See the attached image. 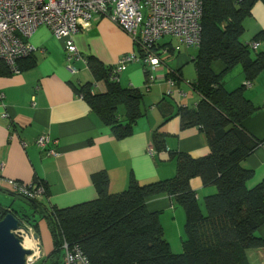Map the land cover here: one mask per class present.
<instances>
[{
  "label": "crops",
  "instance_id": "obj_1",
  "mask_svg": "<svg viewBox=\"0 0 264 264\" xmlns=\"http://www.w3.org/2000/svg\"><path fill=\"white\" fill-rule=\"evenodd\" d=\"M243 25L240 41L249 45L264 32V5L261 2L253 5L251 16ZM165 39L158 42L160 48L170 50L178 44L170 37ZM24 40L37 49L30 56L34 66L0 76V207L26 222L37 238L40 257L33 264H52L50 258L54 246L46 214L53 209H65L97 199L96 180L100 173L107 174L108 191L115 194L127 188L130 178L141 185L174 178L176 167L169 152L199 158L206 156L209 150L206 137L199 128H182L177 115L179 106L175 103L177 100L183 105L180 107L195 108L200 101V96L191 87L196 80L194 55L189 58L187 55L186 60L185 54L180 56L181 49L177 54L161 55L163 64L151 72L154 81L149 89L145 85L143 63L127 65L119 74V85L141 93L142 116L129 136L116 140L110 128L101 122L76 90L91 84L93 94H104L106 81L100 75L95 77L87 60L95 59L104 71H108L123 55L136 51L130 37L108 19H93L87 30L73 37L80 57L72 63L76 73L67 69L64 41L57 39L48 27L39 26ZM257 43V49L252 51L264 53V40ZM175 60L176 64L172 66ZM211 71L215 76L222 74L220 80L227 92L245 85L244 96L257 109L241 124L257 145L242 162L243 168L253 171V177L246 184L247 189H252L264 181V70L252 83L245 81L240 67L223 73L224 65L220 61L211 64ZM183 79L186 85L181 87ZM189 92L191 101L188 103L183 99H187ZM154 133L164 135L166 150H159L151 158L147 149L152 146L155 150ZM44 135L51 141L48 150H54L56 156H47L45 150L35 145ZM10 180L26 184L42 182L47 194L36 206L14 192L8 184ZM190 186L204 213L203 199L215 194L216 188L203 186L198 178L192 179ZM146 208L151 213H158L168 242L167 223L164 222L171 219L175 223L180 217V209L165 194L147 199ZM182 223H185L184 212ZM178 233L177 230L175 235L181 236ZM257 235L264 238V225L257 230ZM247 257L250 264L255 263L254 258L260 260L258 264H263L264 249L247 251ZM59 263H62V257Z\"/></svg>",
  "mask_w": 264,
  "mask_h": 264
},
{
  "label": "trees",
  "instance_id": "obj_2",
  "mask_svg": "<svg viewBox=\"0 0 264 264\" xmlns=\"http://www.w3.org/2000/svg\"><path fill=\"white\" fill-rule=\"evenodd\" d=\"M256 2L264 5V0L202 2L201 42L192 61L196 80L191 85L200 101L195 108L179 106L177 115L182 128L201 130L209 153L194 158L169 152L176 167L174 178L142 185L130 178L127 188L115 194L108 191L107 174L100 173L97 199L46 214L54 246L52 264H60L64 242L78 246L89 264H250L247 251L264 249V238L257 235L264 225V181L247 189L253 171L242 166L257 145L241 124L257 109L245 98V85L227 92L220 80L222 74L215 76L211 71V64L220 61L223 73L240 67L245 81L252 83L264 70V53L255 54L240 41L243 23ZM258 40H264V32L252 42ZM30 56L17 61L19 71L34 66ZM87 63L96 78L100 75L105 79L106 92L93 94L92 85L86 84L76 94L110 128L116 140L129 136L142 116L141 93L109 81L111 68L104 71L95 59L89 58ZM10 74L0 62V76ZM153 145L156 152L164 150V135L154 133ZM194 178L200 179L203 186L216 188L215 194L203 199L204 213L190 186ZM45 189L46 196V185ZM163 194L184 212L179 254L171 251L158 213L146 208L147 199ZM29 202L36 206L39 203ZM9 213L0 207V219Z\"/></svg>",
  "mask_w": 264,
  "mask_h": 264
},
{
  "label": "built area",
  "instance_id": "obj_3",
  "mask_svg": "<svg viewBox=\"0 0 264 264\" xmlns=\"http://www.w3.org/2000/svg\"><path fill=\"white\" fill-rule=\"evenodd\" d=\"M203 0H0V62L12 74L19 72L17 61L32 55L37 49L26 43L39 26L48 27L57 39L64 41L67 69L76 73L72 63L79 59L73 37L89 28L95 18H105L126 33L136 48L135 52L123 55L111 68L109 79L119 82V74L127 65L142 62L147 72L146 87L153 83V72L162 63L161 55L177 54L180 49L198 48L201 42V19ZM175 39L178 44L171 52L160 48L158 42L164 38ZM256 50L258 43L249 44ZM43 52L42 50H39ZM168 56V55H167ZM170 85H173L170 82ZM249 85V83H247ZM171 94V93H168ZM179 96H182V94ZM2 97V96H1ZM82 98L81 96H79ZM48 136L39 137L35 145L46 151L47 156H56L47 148ZM152 158L156 151L147 149ZM9 186L29 201H40L46 189L42 182L21 183L8 181ZM14 234L20 238L23 248L30 251L25 264H33L40 257V246L30 227L19 224ZM29 239L31 246H25ZM62 264H89L78 246L63 243Z\"/></svg>",
  "mask_w": 264,
  "mask_h": 264
},
{
  "label": "water",
  "instance_id": "obj_4",
  "mask_svg": "<svg viewBox=\"0 0 264 264\" xmlns=\"http://www.w3.org/2000/svg\"><path fill=\"white\" fill-rule=\"evenodd\" d=\"M19 224V219L12 213L0 219V264H25V257L30 255L14 234L20 228Z\"/></svg>",
  "mask_w": 264,
  "mask_h": 264
},
{
  "label": "rangeland",
  "instance_id": "obj_5",
  "mask_svg": "<svg viewBox=\"0 0 264 264\" xmlns=\"http://www.w3.org/2000/svg\"><path fill=\"white\" fill-rule=\"evenodd\" d=\"M165 40H167V38ZM187 50H185L184 48H181V54H180V56L185 54L186 60H187V55H188V58L190 56H192V55H194L193 57H195L196 51H197L196 48H194V49L191 48V49H187ZM188 61H189V59H188ZM175 64H176V60L173 62L172 66H174ZM190 68L194 69L192 65H190ZM144 73H145V77H146L147 76V72L144 71ZM145 85H146V83H145ZM184 85H186V81L183 79L182 81H180V86L181 87H184ZM182 90L184 92H186L184 89H182ZM142 93L145 94V91L143 90ZM189 95H191V92H189L187 99L184 98L183 101H186L187 100V102L189 103L191 101V97ZM175 103H176L177 106L182 105L177 100H175ZM121 111H122V108H120V113H121ZM175 206H176V208H179L180 211H181V214H180L179 219H176V222L175 223H173L172 220L170 219V221H168V222L166 221V222H164V224L167 223V229H165V231H166V236H167V239H168L169 247H170L171 251L174 254H179V253L182 252V242H181V238L183 236V226H184L183 223H182V213H183V209L179 205H176L175 204ZM169 223H170V225H169ZM177 230H178L179 233H181V236L175 235V232H177ZM61 257H63V255H61L60 258ZM253 261L255 262L254 264H258L260 262V260L258 258H254ZM262 263L264 264V261H262ZM48 264H50V262Z\"/></svg>",
  "mask_w": 264,
  "mask_h": 264
},
{
  "label": "bare ground",
  "instance_id": "obj_6",
  "mask_svg": "<svg viewBox=\"0 0 264 264\" xmlns=\"http://www.w3.org/2000/svg\"><path fill=\"white\" fill-rule=\"evenodd\" d=\"M25 246H31V242L29 239H25V243H24Z\"/></svg>",
  "mask_w": 264,
  "mask_h": 264
}]
</instances>
